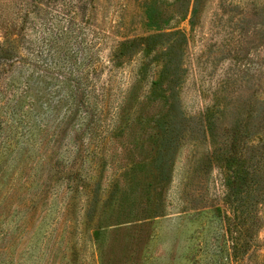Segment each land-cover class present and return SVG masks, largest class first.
<instances>
[{
  "label": "trees",
  "instance_id": "trees-1",
  "mask_svg": "<svg viewBox=\"0 0 264 264\" xmlns=\"http://www.w3.org/2000/svg\"><path fill=\"white\" fill-rule=\"evenodd\" d=\"M204 1L147 2L152 32L117 43L105 58L97 0H4L0 5V209L17 202V212L23 207L37 210L43 200L46 214L54 209L60 216L66 212V226L60 232V241L65 242L63 229L84 234L92 221L102 225L116 215L141 217L137 207L147 212L153 196L146 182L141 202L145 205L131 201L137 181L153 167L164 190L173 181L180 155L184 176L192 183L197 180V188L217 168L212 182L226 188L230 208L223 234L226 248L218 242L199 247L204 255L201 264H217L221 255L232 263L243 260L250 246L245 232L252 230L258 202L264 200V95L257 100L251 127L245 124L242 110L248 104L240 102L245 90L238 89L251 78L245 71L232 78L233 84L238 83V95H226L223 101L219 89L213 102L204 99L212 92L198 88L195 61L200 58L190 46ZM183 21L188 29L179 26ZM253 32L262 34L251 48L261 51L257 80L264 89V22L249 27L245 36ZM128 67L131 80L126 79ZM196 94L205 104L186 103ZM39 177L44 187L22 202L23 188L31 190ZM178 188L177 203L182 208L210 201L195 195L192 188ZM83 200L88 204L86 221L77 213L74 228H68L71 212L83 206ZM113 203L116 207L105 215ZM64 206L66 211L61 210ZM164 211L157 206L158 215ZM59 219L55 215L52 224ZM16 226L15 234L2 232L0 244L8 236V248L16 244L21 235L20 224ZM36 245L23 248L17 261L3 258L2 262L37 264L33 263ZM173 264L181 262L174 258Z\"/></svg>",
  "mask_w": 264,
  "mask_h": 264
},
{
  "label": "rangeland",
  "instance_id": "rangeland-1",
  "mask_svg": "<svg viewBox=\"0 0 264 264\" xmlns=\"http://www.w3.org/2000/svg\"><path fill=\"white\" fill-rule=\"evenodd\" d=\"M150 1L97 0L101 53L105 58H108L117 43L152 32L148 26L146 12V4ZM163 1L172 2L174 0ZM3 3L4 0H0V5ZM263 6L264 0H205L201 23L190 34L191 51L197 52L200 58L199 62L195 61L198 88L212 92L204 99L206 98L207 102H213L215 99L213 93L218 92L219 89L220 93H224L223 101L226 95L236 96L238 89L245 90L240 102L248 104L243 106L242 110L246 111L245 124L249 127L256 122L257 100L264 95V89L257 80L261 69L258 62L261 51L256 50L255 47L251 48L259 42L262 34L253 32L247 38L245 33L249 32V27L260 26L264 22ZM179 26L188 29L187 21L180 22ZM243 71L247 77L251 78L243 81L244 88L237 89L238 83L233 84L232 78L243 75ZM126 75V79L131 80L132 74L129 67L126 69ZM198 96L196 94V97L192 99L187 97L186 103L190 106L205 104ZM251 99L253 103L249 104ZM252 141L258 142L256 137ZM151 170L152 172H148L147 177H141L137 181L136 193L134 192L131 197V201L143 204L141 203L144 199L143 189L146 182L150 183L153 200L148 204L147 212L137 207L138 214L141 216L138 218L130 219L127 216L116 215L109 217V220L104 219L102 225L92 221L88 228V225L86 226L84 234L81 230L77 234L76 229L74 232L63 229L65 242L60 241V232L61 228L66 226V220H64L66 212L62 211L63 215L60 216L58 210L55 214L56 209H54L46 214L47 205L43 203V200L38 201L41 204L37 210L23 207L17 212L15 209L19 207L18 203L9 202L0 209V238L5 230L15 234L17 223L21 226V235L14 246L11 245L8 248L9 236L3 244H0V264H5L2 262L3 258H13L17 261L19 257L21 258V250L33 242H37L33 259V263L37 264H107L110 260L112 264H164L166 262L173 264L174 258L181 264H201L204 255L199 247L218 242L221 247L226 248V238L223 234L225 233V218L230 208L226 199V188L224 189L220 183L212 182L214 180L212 176L218 175L217 168H213V175L209 176V180L203 187L200 185L197 188L195 186L197 180L192 183L188 177L184 176L183 161L179 155L173 181L166 185L164 190H160V184L156 181L158 176L156 169L151 167ZM139 175L143 173L140 172ZM42 179L39 177L38 184L31 186V190L23 188L25 191L21 195L22 202L28 201L44 187L41 186ZM102 184L106 187L108 180L104 179ZM177 185L178 190L182 187H185V190L192 188L195 195H199L200 198L204 195L203 200L208 198L210 201L182 208L177 203L180 201ZM207 185L210 186L207 188ZM173 187L175 193L170 195L169 191ZM6 188H8L7 185L2 193L7 190ZM167 188H169L168 191ZM52 196H49V200ZM82 203L83 206L80 205L77 209L75 208L76 211L71 212L69 226L74 225L77 213H80L78 217L81 218L83 214L82 221H86L84 214L88 204L85 200ZM159 205L165 209L164 214L156 213ZM57 207L56 205L55 208ZM108 207L104 213L107 216L116 204L113 203ZM61 210L66 211L65 206ZM55 215L59 216L61 223L59 219V223L52 224ZM255 216L257 220L254 221L252 230L245 232L244 235V239L249 240L250 246L244 252L243 260L232 263L221 255L217 264H246L247 262L264 264V200L258 202ZM117 217L119 220L115 219ZM142 218L144 220H138ZM129 220L134 221L128 222ZM117 222L121 223L117 225L115 224ZM134 222H137L135 223L137 225H134ZM75 240L79 243L78 245L74 244ZM103 243L105 244L104 251H102ZM216 257L219 259L218 256ZM22 260H24L23 256Z\"/></svg>",
  "mask_w": 264,
  "mask_h": 264
}]
</instances>
